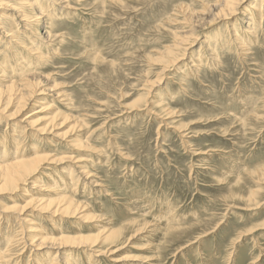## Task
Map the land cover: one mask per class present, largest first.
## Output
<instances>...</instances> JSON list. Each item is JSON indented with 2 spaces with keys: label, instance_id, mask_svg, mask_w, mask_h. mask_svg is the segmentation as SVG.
I'll return each instance as SVG.
<instances>
[{
  "label": "rangeland",
  "instance_id": "1",
  "mask_svg": "<svg viewBox=\"0 0 264 264\" xmlns=\"http://www.w3.org/2000/svg\"><path fill=\"white\" fill-rule=\"evenodd\" d=\"M228 1L0 0V87L43 90L0 162L44 155L3 264H264V0Z\"/></svg>",
  "mask_w": 264,
  "mask_h": 264
},
{
  "label": "bare ground",
  "instance_id": "2",
  "mask_svg": "<svg viewBox=\"0 0 264 264\" xmlns=\"http://www.w3.org/2000/svg\"><path fill=\"white\" fill-rule=\"evenodd\" d=\"M54 2H56L57 0H52ZM230 1V2H229ZM228 2L233 5V4H238L239 2L241 3V1L243 0H229ZM221 2V1H220ZM224 2V1H223ZM227 3V2H226ZM229 3L228 6L227 4H225V6L230 10L231 7H229ZM24 4V2H23ZM27 5L29 3H26ZM64 4V3H63ZM220 4V3H219ZM223 4V5H224ZM32 6V5H29ZM236 6V5H234ZM233 7V6H232ZM251 7V6H250ZM254 7V6H253ZM226 8V9H227ZM235 8V7H234ZM239 7H237L238 9ZM18 12H21L22 10L19 9V7L15 8ZM227 9V10H228ZM255 9V8H254ZM220 12V9H218ZM223 10V8H222ZM233 10V9H231ZM42 11V10H41ZM41 11L39 14H41ZM234 11V10H233ZM227 12V11H226ZM236 13V12H234ZM228 14V13H227ZM228 16V15H227ZM22 19L23 20H27L25 18H27L26 14L22 15ZM32 17H36V19L40 18V16L38 14L33 15ZM221 19V18H220ZM21 20V19H20ZM24 22V21H23ZM28 23V22H27ZM250 30V29H249ZM4 33V32H3ZM4 36V35H3ZM7 36V35H6ZM16 39V38H15ZM11 40V39H10ZM191 40V39H190ZM47 42V41H46ZM193 42V41H192ZM190 43V41H189ZM17 44V43H15ZM24 49V48H23ZM35 49V48H34ZM26 50V49H25ZM200 64V63H199ZM31 76V75H30ZM25 90V89H24ZM27 91H20V89H17L16 87H14V85L12 83L6 84L4 86L0 87V111H5L11 107H13L15 109V111L9 116L11 118H14L17 114L20 113L21 110L24 109V107L26 106V104L28 103V101L32 98H34L36 95L41 94L43 90H41L40 87H38V85L35 87H26ZM29 91V92H28ZM14 116V117H13ZM44 128V127H43ZM43 128H40L39 130L42 131ZM44 130V129H43ZM38 131V130H37ZM46 131V130H45ZM13 135V133H12ZM11 135V136H12ZM4 150V149H3ZM35 155L30 158V159H26L24 160V158H19L20 156H18V154H16L14 156V159L10 160L9 162H0V181H1V186H0V193L1 192H10V191H15L18 187V185L23 184L29 176L35 174V172L38 170V166L39 164L43 161L44 159V155L40 154L39 152H37L35 150ZM40 155H39V154ZM42 153V152H41ZM20 155V154H19ZM41 165V164H40ZM74 170V169H73ZM90 178V177H89ZM63 203V200H62ZM64 204V205H63ZM62 205H58L59 207L57 209H55L52 213L57 212L58 210H61L60 212L62 214H65L67 216H69L70 214H73L75 210H73L71 208V204L70 203H63ZM47 204L45 205H41L40 210L46 211L48 209ZM62 206V207H60ZM244 209V208H243ZM24 209H21V211ZM20 211V212H21ZM171 213V212H170ZM174 214V213H173ZM171 216V215H170ZM19 219V218H18ZM24 221V220H23ZM33 230V229H32ZM81 236V235H79ZM23 237V236H22ZM75 238H79V237H75ZM114 237L108 235L105 238V241H109L112 240ZM84 242V239H80V240H66L65 237H61V239L56 242L58 244V246L61 245H73V246H77L80 244H84L82 243ZM47 243H53L52 241H47V240H42V243H40L39 245L43 246L44 244ZM38 247V246H37ZM92 254V253H91ZM99 255V254H98ZM111 255V252H110ZM2 256H0V264L2 263ZM53 264V263H50Z\"/></svg>",
  "mask_w": 264,
  "mask_h": 264
}]
</instances>
